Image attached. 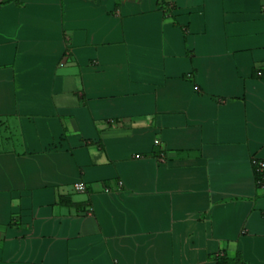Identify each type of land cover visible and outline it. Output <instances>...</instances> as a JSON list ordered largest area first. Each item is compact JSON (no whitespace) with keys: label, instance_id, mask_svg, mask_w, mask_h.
Wrapping results in <instances>:
<instances>
[{"label":"crops","instance_id":"crops-1","mask_svg":"<svg viewBox=\"0 0 264 264\" xmlns=\"http://www.w3.org/2000/svg\"><path fill=\"white\" fill-rule=\"evenodd\" d=\"M167 1L0 4V264H264V0Z\"/></svg>","mask_w":264,"mask_h":264},{"label":"trees","instance_id":"trees-1","mask_svg":"<svg viewBox=\"0 0 264 264\" xmlns=\"http://www.w3.org/2000/svg\"><path fill=\"white\" fill-rule=\"evenodd\" d=\"M11 0H0L1 3H5ZM157 5L164 11L169 12L170 3L167 0H156ZM173 7V6H172ZM214 264H242V258L240 253H236L233 257H228L226 254H216L213 258Z\"/></svg>","mask_w":264,"mask_h":264},{"label":"built area","instance_id":"built-area-1","mask_svg":"<svg viewBox=\"0 0 264 264\" xmlns=\"http://www.w3.org/2000/svg\"><path fill=\"white\" fill-rule=\"evenodd\" d=\"M157 143V142H155ZM253 166L255 168V171L259 175L258 179V184L262 189L264 190V160H259V159H252ZM74 190L77 192H84L85 191V186L81 182H78L74 184Z\"/></svg>","mask_w":264,"mask_h":264}]
</instances>
